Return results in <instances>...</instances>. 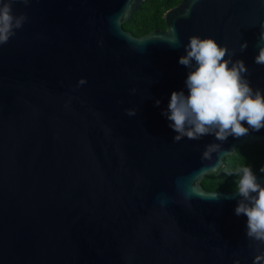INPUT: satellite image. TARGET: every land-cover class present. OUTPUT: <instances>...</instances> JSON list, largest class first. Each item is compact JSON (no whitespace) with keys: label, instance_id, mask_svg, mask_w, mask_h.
I'll return each instance as SVG.
<instances>
[{"label":"water","instance_id":"1","mask_svg":"<svg viewBox=\"0 0 264 264\" xmlns=\"http://www.w3.org/2000/svg\"><path fill=\"white\" fill-rule=\"evenodd\" d=\"M0 0V264H264V0Z\"/></svg>","mask_w":264,"mask_h":264},{"label":"trees","instance_id":"2","mask_svg":"<svg viewBox=\"0 0 264 264\" xmlns=\"http://www.w3.org/2000/svg\"><path fill=\"white\" fill-rule=\"evenodd\" d=\"M181 0H144L129 23L123 25L125 31L135 37L149 32L165 30L163 14L177 6ZM264 176V145L244 146L224 159V167L206 177L202 186L207 191L233 192L252 176Z\"/></svg>","mask_w":264,"mask_h":264}]
</instances>
